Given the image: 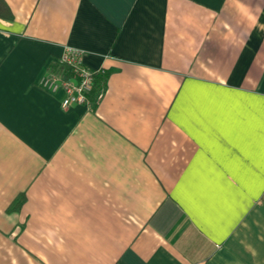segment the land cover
I'll use <instances>...</instances> for the list:
<instances>
[{"label":"crops","instance_id":"crops-1","mask_svg":"<svg viewBox=\"0 0 264 264\" xmlns=\"http://www.w3.org/2000/svg\"><path fill=\"white\" fill-rule=\"evenodd\" d=\"M3 1L0 264H264V0Z\"/></svg>","mask_w":264,"mask_h":264},{"label":"built area","instance_id":"built-area-1","mask_svg":"<svg viewBox=\"0 0 264 264\" xmlns=\"http://www.w3.org/2000/svg\"><path fill=\"white\" fill-rule=\"evenodd\" d=\"M82 53L83 50L79 48L65 46L64 53H62L58 63H65L71 67L74 76L65 78L50 75L44 80L48 87H61L63 89L65 95L62 98V107H67L69 104H87V93L91 90L93 75L100 71L83 66ZM102 95L103 92L99 91L96 98L100 99Z\"/></svg>","mask_w":264,"mask_h":264},{"label":"trees","instance_id":"trees-1","mask_svg":"<svg viewBox=\"0 0 264 264\" xmlns=\"http://www.w3.org/2000/svg\"><path fill=\"white\" fill-rule=\"evenodd\" d=\"M7 10V6L5 5L3 0H0V14H3V11ZM48 72L52 76H60V77H71L74 76L71 67H68L65 63H52L48 67ZM107 77V73L98 71L93 75L92 87L91 90L87 93L88 102L96 99V95L102 90L103 85L105 84Z\"/></svg>","mask_w":264,"mask_h":264}]
</instances>
